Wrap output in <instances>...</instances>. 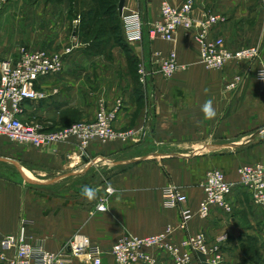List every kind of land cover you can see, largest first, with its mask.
<instances>
[{"label": "crops", "instance_id": "0c3cea01", "mask_svg": "<svg viewBox=\"0 0 264 264\" xmlns=\"http://www.w3.org/2000/svg\"><path fill=\"white\" fill-rule=\"evenodd\" d=\"M15 1L9 0L6 8L12 11ZM71 1L76 8L74 17L81 20L85 11L81 0ZM163 1L179 6L184 0H124L123 10H139L147 28L159 18ZM193 1L196 17L206 11L221 17L211 34L222 37L229 49L253 46L264 57L261 0ZM27 4L46 14L61 8L54 0ZM103 18L100 11L92 27L100 28L97 39L103 49L97 53L86 49L91 38L79 29L81 21L76 27L73 24L75 49L65 55L60 73L38 80L37 89L50 95L25 102L23 118L49 127L91 121L103 99L109 107H117L115 129L129 134L104 142L94 140L85 148L74 138L39 148L0 145V157L18 162L32 180L26 181L12 163L0 160L6 170L0 171V241L16 234L24 220L28 232L42 240L46 249L58 251L74 236L83 235L104 251L103 264H112L109 250L121 235H151L170 226L175 242L198 232L210 243L224 237L219 244L222 264H240L242 253L255 245L264 247V221L249 194L234 187L229 197L231 213L213 207L207 218H201L198 207L211 168L221 169L227 180L236 182L240 165L260 163L264 167V82L255 77L258 60L206 68L199 61L192 33L182 29L176 31L174 41L149 37L145 31L142 41L127 52L104 36ZM15 23L7 13L0 15V60L15 61L19 56V40L5 33L7 25ZM171 50L185 69L164 77L159 62ZM131 62L145 65V83L138 81ZM237 75L239 80L229 86ZM54 89L57 92L51 94ZM208 100L217 113L211 120L201 111ZM6 165L20 179L8 177ZM169 184L187 196L183 206L192 211V218L186 228L180 227L179 208L162 203V190ZM84 186L95 189V199L81 195ZM108 187L111 194H106ZM105 196L107 209L96 210ZM158 260L169 264L162 255ZM79 262L75 259L68 264Z\"/></svg>", "mask_w": 264, "mask_h": 264}, {"label": "built area", "instance_id": "2783aa9c", "mask_svg": "<svg viewBox=\"0 0 264 264\" xmlns=\"http://www.w3.org/2000/svg\"><path fill=\"white\" fill-rule=\"evenodd\" d=\"M261 2L264 6V0ZM120 16L124 23V36L128 42H141L145 31L149 37L174 41L176 31L182 29L185 33H192L199 61L206 68L221 69L231 61H246L251 64L257 59L255 77L258 81L264 82L259 79L260 73L264 72V57L260 56L259 49L253 46L229 49L222 37L211 34L212 27L221 20V17L208 11L196 17L193 0H184L179 6L163 1L160 4L159 18L147 25V28L139 11L130 10V13H127L122 10ZM79 22L80 17L77 16L73 20L74 26L76 27ZM70 52V48L58 53L22 46L15 61L0 60V137L35 148L67 142L74 138L81 148H85L94 140L104 142L129 134L115 129L117 107H109L103 99L99 100L95 117L91 121L73 122L63 127H49L23 118L25 102L41 101L50 95L37 89L38 80L60 73L64 66V56ZM183 69L185 66L178 61L174 50L160 60L158 68L164 77H169ZM137 72L139 81L145 83L147 70L143 63L139 65ZM238 80L237 75L229 86H234ZM56 92L57 90L54 89L51 94ZM237 172L238 181L231 182L219 168H211L207 171L202 184L204 198L198 208V215L201 218L208 217L213 207L230 213L232 206L229 197L235 186H242L250 192L253 203L264 217V167L261 164H246ZM111 193L112 189L108 187L106 194ZM162 195V203L165 207L179 208L180 227L185 228L192 218L191 210L183 206L187 196L173 184L165 186ZM106 209L107 196L102 197L96 205L98 211ZM172 232V227L166 226L160 232L151 235L137 236L129 233L121 235L109 250L113 264H159V255L164 256L171 264L220 262L219 244L224 237L217 238L213 246L207 243L202 233L187 235L182 241L175 242L172 240ZM103 254L104 251L99 245L83 235L74 236L58 251H50L46 249L42 240L28 233L24 220L20 222L16 234L7 235L0 241V261L6 264H68L75 259L83 264H103ZM210 254L213 255L212 258H209ZM200 255L204 259L200 260L197 257Z\"/></svg>", "mask_w": 264, "mask_h": 264}, {"label": "rangeland", "instance_id": "374dc122", "mask_svg": "<svg viewBox=\"0 0 264 264\" xmlns=\"http://www.w3.org/2000/svg\"><path fill=\"white\" fill-rule=\"evenodd\" d=\"M8 1L9 0H0L1 5H2V10L0 11V15L7 13V15H9L12 19L16 21L13 27H10L9 25H7L8 28L5 29V33L7 31L8 35L7 33L6 35L9 38L11 39L17 38L19 40L17 48L20 49V47L22 46H25L31 49L42 48V49H46L51 52H58V53H63L67 48H70L71 51L75 49L76 42L74 41L73 38H71V33L73 29V19L75 18L73 12H75L76 8L72 1L70 2V0H54L55 3L61 4V8L56 9L57 11L53 9L52 12L48 14H46L43 10L41 12V11L36 10L35 8H32V6H29V7L26 6L27 3H31V4L35 3L36 0H16L14 4V9L12 11L6 8L8 5ZM98 2L100 4L101 14L106 13L107 15L103 18V20H101L103 25L106 26V29L104 30L105 33H103L104 36L108 37L109 40L112 41L111 45H114L118 47L119 49L122 48L127 52L130 51L131 48L133 47L132 44H137L138 42L136 43L128 42L124 36V23L121 19V16L118 15V10H117L118 0H98ZM22 3L25 5L21 6ZM81 3H82V0H81ZM62 4H65V6H62ZM261 5H262V2H261ZM130 10L139 11L137 9L136 10L129 9V10H126V12L130 13ZM49 36L50 37L52 36V38H50ZM54 40L55 42L53 43ZM131 63H132L133 68H135L134 72L136 73V78L139 81V74L137 70L141 62H137L135 64H133V62ZM113 76L117 77L115 75H111V77ZM78 121L80 120H76V122ZM81 121H86V120H81ZM15 143L16 142H12L5 137H0V145L3 148H6L7 145L15 144ZM246 164H252V163L242 164L238 167V169L241 166L246 165ZM253 164H260V163H253ZM6 167H8L9 169L6 173V174H9L7 175L8 177L20 179L19 175L13 169L12 166L6 165ZM4 169L5 168H2V166H0V171L2 172L6 171ZM237 175H238V172H237ZM241 188L244 189L251 198L250 192L242 186ZM251 201H252V198H251ZM254 206L260 212L261 217L264 221L262 212L255 204ZM199 233H202V232H198L196 234H199ZM29 234L31 235V233ZM206 241L209 245L214 246L217 240L210 243L208 242V239L206 238ZM219 250H220L221 260L219 263L217 262L215 264H222L224 262V254H223L221 247ZM200 257L201 259H204L203 256L200 255ZM212 257L213 255L210 254L209 258H212ZM81 263L79 262V264ZM0 264H6V263L0 261ZM169 264L171 263L169 262ZM240 264H264V247L262 245L261 246L255 245L254 247H251V250L247 252L245 251L244 253H242V261L240 262Z\"/></svg>", "mask_w": 264, "mask_h": 264}, {"label": "trees", "instance_id": "16d2710c", "mask_svg": "<svg viewBox=\"0 0 264 264\" xmlns=\"http://www.w3.org/2000/svg\"><path fill=\"white\" fill-rule=\"evenodd\" d=\"M82 5L85 8V11L82 12L79 29L85 36H89L91 38L86 46V49L96 53L100 52L103 49L102 41L97 39V33L100 31V28L97 30L92 28L100 19V4L98 0H82ZM102 16L105 17L107 15L106 13H102Z\"/></svg>", "mask_w": 264, "mask_h": 264}, {"label": "clouds", "instance_id": "9594fccd", "mask_svg": "<svg viewBox=\"0 0 264 264\" xmlns=\"http://www.w3.org/2000/svg\"><path fill=\"white\" fill-rule=\"evenodd\" d=\"M259 79L264 80V72L260 73ZM201 111L204 114V118L208 119V120L214 119L217 115L215 109L213 108L211 100L206 101L202 105ZM81 195L86 197L89 201H91V200L95 199L96 191H95V189H93L91 187L84 186L82 189Z\"/></svg>", "mask_w": 264, "mask_h": 264}, {"label": "water", "instance_id": "95a60500", "mask_svg": "<svg viewBox=\"0 0 264 264\" xmlns=\"http://www.w3.org/2000/svg\"><path fill=\"white\" fill-rule=\"evenodd\" d=\"M123 6H124V0H119L118 5H117L119 15H121V13H122ZM0 160L9 161L10 163H12L15 166V168L17 169V171L19 172V174L21 175V177L23 179H25L26 181H32L28 176L25 175V173L22 171L20 165L15 160L2 158V157H0Z\"/></svg>", "mask_w": 264, "mask_h": 264}]
</instances>
